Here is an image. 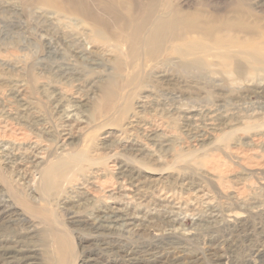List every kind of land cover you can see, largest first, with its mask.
Instances as JSON below:
<instances>
[{
	"label": "rangeland",
	"instance_id": "rangeland-1",
	"mask_svg": "<svg viewBox=\"0 0 264 264\" xmlns=\"http://www.w3.org/2000/svg\"><path fill=\"white\" fill-rule=\"evenodd\" d=\"M216 1L0 0V127L24 129L51 157L62 150L86 157L66 188H33L0 155V264H264V21L237 35L236 45L187 38L153 53L128 52L121 34L113 37L118 28L127 35L153 6L213 11ZM250 2L264 15V0H244ZM89 11L103 12L109 28ZM192 108L213 125L197 145L198 131L184 117ZM67 115L77 122L76 138L63 147ZM146 122L164 134H145ZM109 131L117 140L106 145ZM115 149L126 166L163 173L160 183L205 185L217 221L201 220V212L183 213L172 226L157 213L138 225L104 217V193L87 200L72 187L97 168L110 179ZM99 219L118 227L97 229Z\"/></svg>",
	"mask_w": 264,
	"mask_h": 264
},
{
	"label": "bare ground",
	"instance_id": "bare-ground-1",
	"mask_svg": "<svg viewBox=\"0 0 264 264\" xmlns=\"http://www.w3.org/2000/svg\"><path fill=\"white\" fill-rule=\"evenodd\" d=\"M46 1L58 6L62 4L61 0ZM76 4L79 3L76 2ZM211 8L213 11H208L201 7L183 9L174 6H153L146 12L145 17L139 16L138 21L134 24L132 23V26H129L131 31L127 35L125 32L122 34V28H118L116 35H113V37L115 39L120 38L121 34L122 40L128 43V52L146 49L147 53H153L163 46H166V43L170 40L177 41L187 38L194 40L208 38L215 44H219L224 40L231 45H236L239 43V41H236L238 39L237 35L250 31L253 32L254 30L251 29L258 27L260 21H264V15H257L254 12L255 6L251 2L245 5L244 0H218L214 5H211ZM96 12L89 11L87 15L90 14V17L94 20H102L100 22L109 28L105 17L103 19L102 16L104 13L101 11ZM252 16L255 17L252 24L253 27L249 24V18ZM114 19L115 23L127 28L124 17L119 18L116 15ZM259 47L260 49H264V45H259ZM74 101L81 106H85L87 100L84 97H77L74 98ZM208 114L205 115L208 116ZM218 114L213 113L208 117L210 119L212 117L215 118ZM202 115L204 114L196 111V108L186 109L184 114L186 125L190 127L189 129L198 131L194 138L195 145L208 140L211 137L210 134L213 133L212 122L201 123L203 122L201 121ZM145 124L142 123L141 131L152 138L157 139V137L164 134L163 131H159L160 128L153 127V125L147 122ZM63 125L64 132L61 137V145L65 147L76 138V135H73V133L75 132L77 122L72 121L70 115H67L66 123H63ZM205 126L208 127V130L201 131L202 129L200 128ZM2 127H0V155L4 160L13 165L16 172H18L17 174L25 181L27 186L34 188V184L39 183L46 188L56 186L66 188L67 185L69 186V183L74 182L73 177L77 175L78 167L83 159L86 158L85 156L72 151L64 154L62 150L56 156L53 155L51 157L52 152L47 151L45 147L39 146L37 139H30L24 129L16 133L14 132V127H9L8 125H4V129ZM111 136L110 131L108 133L106 132L103 137L106 140L102 143L109 145L113 140H117L111 139ZM108 141L109 143H107ZM212 146L211 148L214 147ZM131 148H133V151H138L139 153L145 150L139 146H132ZM117 151L118 149H115L113 153L107 154L108 157L112 156V159L107 162V167L114 174L110 179L104 177L105 175L102 176L106 170L105 168H97L91 171L93 175L89 180L78 182L82 184L81 187L78 185L72 187L73 192L88 197L87 200H93L98 196L97 194L104 193L105 201L102 202V208L100 209V213L104 212V217L110 213L109 216L115 224L122 220L131 219V225H138L143 221H147L150 215L157 213L170 221L172 226L183 213L196 214L201 212V220L207 223L217 221L220 214L215 204V196L205 185L200 183L194 185L192 182H187V179H182L179 182V188L175 185L160 183L163 178V173L155 175L154 173H146L142 169L134 166H126L127 164L125 165L120 160L114 158ZM99 159L101 160V158ZM88 171V168H84L83 174ZM211 174V177L216 176L212 172ZM147 183L153 185L149 190L145 188ZM78 188H83L84 190L79 191ZM233 194L235 196L238 195L236 192H233ZM130 208L133 212L125 214L124 210ZM115 224L107 225L102 219H99L97 223H94V227L97 229L117 228L118 226ZM165 232L167 233L168 231ZM162 233H164V230ZM162 233L155 234L162 235Z\"/></svg>",
	"mask_w": 264,
	"mask_h": 264
}]
</instances>
